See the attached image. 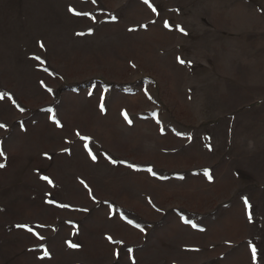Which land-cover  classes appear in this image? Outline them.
<instances>
[{
    "label": "rangeland",
    "instance_id": "rangeland-1",
    "mask_svg": "<svg viewBox=\"0 0 264 264\" xmlns=\"http://www.w3.org/2000/svg\"><path fill=\"white\" fill-rule=\"evenodd\" d=\"M0 94V264H264V0H0Z\"/></svg>",
    "mask_w": 264,
    "mask_h": 264
},
{
    "label": "snow or ice",
    "instance_id": "snow-or-ice-1",
    "mask_svg": "<svg viewBox=\"0 0 264 264\" xmlns=\"http://www.w3.org/2000/svg\"><path fill=\"white\" fill-rule=\"evenodd\" d=\"M181 31H183V29H181ZM180 62L181 63H185L183 60H180ZM188 63H190V62H188ZM0 98H3V94H0ZM0 127H4V125H0ZM0 156H3V152L2 151H0ZM93 159H95V156H93ZM0 167H4V165L0 164ZM47 254H48L47 251H45V255H47Z\"/></svg>",
    "mask_w": 264,
    "mask_h": 264
}]
</instances>
